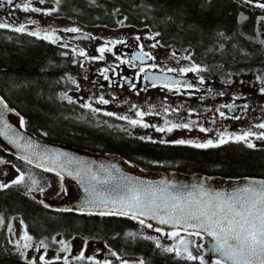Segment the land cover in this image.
Here are the masks:
<instances>
[{
  "label": "trees",
  "instance_id": "1",
  "mask_svg": "<svg viewBox=\"0 0 264 264\" xmlns=\"http://www.w3.org/2000/svg\"><path fill=\"white\" fill-rule=\"evenodd\" d=\"M67 6L70 14L75 12L87 21L98 19L116 26L122 16L124 24L160 33L156 39L161 45L191 55L195 64L207 69L200 74L210 79L230 84L233 76L264 75V47L254 33L253 6L238 0H67ZM240 13L248 19L241 22ZM64 53L45 40L0 29V93L22 115L27 130L53 142L119 154L145 170L264 178V147L248 148L244 142L229 141L202 149L142 139L127 131L119 119L96 115L77 102L61 99V93L75 87L69 77L75 80L82 74L74 58ZM0 159L29 167L37 180L42 181L43 175L57 176L1 147ZM25 193L26 189L16 186L0 191V216L5 218L0 230V264H28L8 238L6 228L13 216L21 217L37 241L56 236L95 239L118 255L138 257L145 264H200L164 253L139 235L128 237V231L143 230L161 236L142 229L137 221L54 210Z\"/></svg>",
  "mask_w": 264,
  "mask_h": 264
},
{
  "label": "snow or ice",
  "instance_id": "2",
  "mask_svg": "<svg viewBox=\"0 0 264 264\" xmlns=\"http://www.w3.org/2000/svg\"><path fill=\"white\" fill-rule=\"evenodd\" d=\"M38 2L43 4L45 0H38ZM208 2L210 3V0H208ZM238 2L244 5H250L254 3V0H238ZM0 3L7 4L13 8V11L9 13L10 16H14L15 10H20L24 13L43 12V15L47 16L59 10L58 7L50 10H42L40 7L33 6L34 0H0ZM55 4L58 6L60 0H55ZM254 7L264 10V2H255ZM239 19L243 22L247 20L248 17L240 13ZM259 21H264V15L259 17ZM27 23L35 25L37 22L31 20L27 21ZM0 29H10L16 33H27L29 36L49 41L52 44H56L59 40L55 29L45 30L42 34L40 30L29 31L25 23H20L16 26L3 20L0 21ZM66 31L78 33L80 29L68 28ZM159 35L160 33H156L147 37V39L156 41V37ZM135 39L139 41L140 37L137 36ZM258 42L264 45V40ZM122 43H125V41H108V44H111L113 47ZM158 46L163 47V45L159 44V41H156L149 47L155 49ZM65 47L67 46L65 45ZM144 48L145 45H139L140 51L132 57V61H140L141 67L139 71L145 74L144 80L150 81L153 88L161 87L167 89L169 92L183 95L186 94L188 90L194 89L195 86L187 81L173 79L168 76L167 73H178L183 76L188 73L207 71L206 68L195 63L179 68L167 67L166 72L164 68H159L155 63L145 67V62L155 60V57L151 52L145 51ZM112 50V47L106 45L99 49V57L90 58L87 52L73 49L76 55L84 57L85 59L99 60H103L105 58L104 54L106 52H112ZM113 55H115V53H113ZM170 57L175 59L177 63H179L180 59L191 60V55L177 58L175 51L170 53ZM116 59L120 61V64H131L132 67L136 66L128 59H122L118 55ZM158 68L160 72L164 73L163 76H155L149 72V69L154 71ZM109 71L110 69L108 67L101 70L100 74L103 76L104 80L110 79L108 75ZM111 71L115 72V68H112ZM69 79L73 84H76L74 79L71 77H69ZM256 79L264 83V75L257 76ZM204 83V78L200 77L198 84L203 85ZM241 83H244V81H241ZM129 84L132 89L135 90V84H132L131 81H129ZM76 87L78 89L79 85L76 84ZM182 89L184 90L183 92ZM195 90L199 91L198 88H195ZM260 91L264 93V88H260ZM219 95H223V93H219ZM239 98L240 97H236V99ZM61 99L67 100L68 103L76 102L69 96L62 95ZM109 102L110 101L105 99L102 95L97 100V103L104 105L109 104ZM81 106L89 109L93 113L99 111L92 106L91 102H86ZM224 107L232 111L234 106L229 104L220 105L216 108V112L219 113L220 118L228 119L229 117L226 116L225 112L221 111V108ZM244 108L247 109V105H244ZM132 109L135 111L137 119H132L127 115L116 116V119L127 121L132 126H140L143 128L154 127L157 132H172L174 129L191 130L193 125H197V121L195 120L174 122L167 118V115L177 113L180 110L179 108L170 109L168 106L163 107V114H167L164 117L163 126H156L145 122L146 115H161V113L155 112L154 107H150L147 112L138 109L135 105L132 106ZM7 111L11 110L4 99L0 97V125H2V127H0V136H4L11 144L19 149L22 153L19 159L23 160L26 164L41 169L44 172H55L61 182L64 180L63 173L65 171L68 172L69 176H73L74 179L81 180V182L87 181L85 191L89 192L90 198L85 204L91 206L83 209L87 215H98L100 217L120 216L137 221L142 229H152L161 236H166L169 240L173 241L172 245L164 246L159 237L143 235L142 233L133 231H128L126 233L128 237L135 238L139 235L144 240L152 241L156 249H161L164 253H174L176 257L188 261L199 260L200 264H205L203 256L194 255L191 251L193 246L197 247L199 250L203 245H194L189 237L203 239L206 235L207 237H211L214 241L210 251L218 257L215 264H264V180H250L236 190L225 193L207 190L203 185L199 187L193 186L192 190L184 191L177 188L175 185H168L166 183L154 185L145 183L144 181L133 180L129 177H116L113 176L110 170H104L105 175L101 176L93 172L91 168L83 166L82 164L78 165L75 173H73V171L68 170L66 167L65 160L67 157L65 153L51 152L47 149L37 150L39 149V145L33 144L31 141L21 143L25 138L16 133L11 125L7 123L4 118ZM17 115L19 114L17 113ZM104 115L114 116L115 114L112 112H105ZM191 115L192 113L189 112V116ZM232 118L240 119L241 117L236 115ZM20 123L23 125V117H20ZM212 123H215V119L212 120ZM253 127L264 130V122L256 124ZM199 131L206 133L210 131V129L199 126ZM252 137L257 140H264V131L257 133L252 130H247L239 135H229L226 132H218L215 141L208 139L206 142H197L194 140L180 139L174 143L204 149L218 147L229 141H233L244 142L248 148H254L255 144L252 143L250 139ZM4 163L7 162L0 159V164ZM13 167L15 166L13 165ZM16 171L19 174L11 182H0V191L16 186L26 189V195H31V193L36 191H39L41 194L44 193L46 189L40 186V181L29 174L27 180L30 181V183H27L25 173L18 168ZM115 171L119 172V169H115ZM104 186L110 187L105 188ZM39 202L44 204L43 200ZM44 206L49 207L47 204H44ZM65 211H71V209H65ZM149 220L155 221L158 225L168 226L171 230L165 232L162 227L154 228L152 223L146 222ZM21 224H23V221H21ZM4 226L5 218L0 216V228ZM6 231L12 234L15 232L10 225L7 226ZM22 240V244L17 240L15 242V247L17 250H20V254L23 256L25 253L22 249H30L33 247V236L28 233L26 226L23 230ZM52 242L57 243L55 239H53ZM59 245L60 252L71 253L70 243L61 240L59 241ZM86 245L87 242L85 241L84 248H86ZM41 248L45 250L46 254L48 244L43 239L40 240L36 246V251L39 252ZM108 251L111 256L116 257V259L120 261V264H129V261L123 259L116 251L111 250V248H109ZM59 259L61 258L57 256L56 260ZM74 259L78 261H84L86 259L83 248ZM87 259L88 264H101V261L97 260L95 256L88 257ZM56 260L45 259L44 255L40 256L42 264H56ZM28 264H37V261L34 259L29 260ZM63 264H70L67 257L63 258ZM103 264H113V261L111 259H104ZM138 264H145V261L139 259Z\"/></svg>",
  "mask_w": 264,
  "mask_h": 264
},
{
  "label": "rangeland",
  "instance_id": "3",
  "mask_svg": "<svg viewBox=\"0 0 264 264\" xmlns=\"http://www.w3.org/2000/svg\"><path fill=\"white\" fill-rule=\"evenodd\" d=\"M54 0H45V3L40 4L38 0H34L33 6L40 7L42 10H50L53 9L54 6L52 4ZM257 0H254V2ZM54 3V2H53ZM3 6L2 3H0V8ZM252 6V4L248 5ZM13 11V8L11 6H8V12L10 13ZM16 14L19 17H24L27 20H35L37 23L33 25L34 31L40 30L41 33L45 30L55 29L56 35L58 36V31H66L68 28H79L83 31L89 32L92 34V36L98 40L105 41L106 44L96 48L95 53H98V57L100 55L99 49L101 47H105L106 45L108 47H112V52H106L105 58L103 60L99 59H89V65H87V68H85V76L83 77H76L75 81L76 84L79 85V88L77 89L76 84L74 89H71L69 91L61 93L64 96H69L72 98V100L76 101L80 105H83L86 102H91L92 106L94 108H97L99 111L95 112L96 115H104L105 112H112L115 115L109 116L116 118V116H122L127 115L132 119H137L135 116V111L132 109V106L135 105L138 109L143 110L147 112L150 107H154L155 112L161 113V115H146L145 116V122L156 125V126H163V120L165 115L163 114V107L168 106L171 108H179L180 110L172 115H167V118L170 120H173L174 122H188L189 120H195L197 121V125H193L191 130L189 129H174L172 132H157L154 127L149 128H143L140 126H132L127 121L121 120L124 123V128L129 131L131 134L138 136L143 139H151V140H159V141H165V142H171L174 143L177 140L185 139V140H194L197 142H206L208 139L216 140L217 139V133L218 132H226L229 135H239L243 131L252 130L257 133L264 131L258 128L253 127L256 124H259L261 122H264V93H261L260 88H264V83H261L259 80L256 79V76L254 77V74H243L239 76H233L230 79V84L237 85L240 87L243 92L248 93L252 91V88L255 90H258L260 95L255 94L252 99H246L244 101V105H247V102H250V108L247 105V109L243 107V111L245 112V115H241L240 119H234L229 116V113H225L228 119L220 118L219 113L215 112L213 110H210L209 113H205L203 110L206 108L202 105H198L197 107L194 106L195 102L191 101H178L175 98H170L166 93L162 91H156L151 93H142V92H130L125 89L119 88L117 86L112 85H104L101 81H93L89 79V76L87 74L88 67L93 68H105V67H114L117 64H119V60L116 59V56H120L122 59H124L123 53L120 51L122 49V46L126 44V42L129 40V32L131 28L129 25H125L123 23V18L120 16L119 18V24H117L116 27H109L105 24H100L97 27H88V26H76L74 22H67L65 19L66 17L56 18L57 22H49L53 15L47 16L43 15V12L41 13H24L23 11H18ZM134 33V30H133ZM151 33H149L148 30H142V31H135V35L139 37H148ZM262 35L264 37V32H262ZM112 40H122L125 41V43L117 44L114 47L111 44H108V41ZM115 53V55H113ZM187 55V54H186ZM156 57L165 59L160 53H156ZM78 58V57H77ZM191 64V63H190ZM189 64V65H190ZM181 66H188V64H182ZM191 73L186 74L185 76H190ZM241 81H244V83H241ZM190 93V91H188ZM104 96L105 99L109 100V104H99L97 103V100L100 96ZM243 105V106H244ZM189 112L192 113L191 116H189ZM206 115V116H205ZM106 116V115H104ZM215 119V123L217 122V119L219 122L224 124L225 126H216L215 128H212L214 123H212V120ZM199 126H203L205 128H209L210 131L204 133L199 131ZM227 126V128H225ZM252 143L255 144V147L260 146L264 147V140H257L254 137L250 138ZM7 163L0 164V182H11L13 179H15L18 176V172L16 169H20L23 171L26 176V182L30 183V181L27 180V177L29 174H34L32 170H29V167L25 165H20L17 163H13L11 161H6ZM13 165L15 167H13ZM23 168V169H21ZM40 181V186L44 187L46 190L43 194H41L39 191L31 193L32 197H35L37 199H46V200H57L62 196L64 193V183L63 181H60V178L57 176L52 175H45L42 176ZM21 217L20 216H13L10 219V223L7 226H11L15 232L14 234L8 233V238L11 243L15 245V242L19 240L21 244L23 243L22 235L23 230L25 228V224H21ZM2 228H0L1 230ZM145 232H148L147 230H143L142 232L144 235H147ZM159 237L160 240L163 239V236H154ZM53 239L57 241V243H53ZM50 241L45 242L48 244V248L45 254V250L41 248L39 252L36 251V246L38 245L39 241L35 240L33 238V247L30 249H22V251L25 253L24 258L26 260H36L37 264H42L40 261V256L44 255L45 259L49 260H56V257L59 256L61 259L56 260V264H63V258L67 257L70 264H88V257L95 256L97 260L101 261V264H103L104 259H111L113 261V264H120V261L116 259V257H110L107 255V257H103L104 253L109 254L108 248L102 241H98L95 239H85V238H72L70 240H65L61 236H56ZM194 243V245H201V241L197 237H189ZM65 241L70 243L71 246V253H63L59 251L60 245L59 241ZM169 244L173 243V241L167 239ZM85 241L87 242L86 248H84ZM84 250V255L86 259L84 261H78L75 260L74 257L79 254V252ZM20 251V250H19ZM191 251L194 255L202 256L203 251L201 248L199 250L197 247L193 246L191 248ZM123 259L128 260L129 264H138V261L140 258L138 257H123ZM216 260H212L210 264H215Z\"/></svg>",
  "mask_w": 264,
  "mask_h": 264
},
{
  "label": "flooded vegetation",
  "instance_id": "4",
  "mask_svg": "<svg viewBox=\"0 0 264 264\" xmlns=\"http://www.w3.org/2000/svg\"><path fill=\"white\" fill-rule=\"evenodd\" d=\"M53 2L52 4L54 8L58 7L59 10L53 12L52 14L53 18L49 21V22H52V24H54V22H57L56 18H61V17H66L65 19L67 20V22H74L76 26L97 27L101 24L98 21V19L97 20L93 19V21L92 20L87 21L89 19H84L80 17L79 15H77L75 12L74 14H70L67 10L68 8L67 0H60V4L58 6L55 4V0ZM255 2H264V0H257ZM254 3L252 4L253 11H254L253 16H254V22H257L254 33H255V36L258 42L260 40H264V37L262 35V32H264V21H259V17L261 15H264V10L255 8ZM18 11L19 10H15L14 16H10L8 12V5L3 4V6L0 8V21L6 20L7 22L12 23L16 26H18L20 23H25V26L29 31H34L33 25L30 23H27V21L29 20H27L24 17L23 18L19 17L16 14V12ZM109 27L113 28L116 26H109ZM129 27L131 28L129 32L130 38L126 42V44L122 46V49L120 51L123 53L124 59H128L131 63L135 64L136 66L132 67L131 64L125 65V64H120L119 62V64H117L118 67L117 65L114 67H109L110 69L108 73L110 77L109 80H104L103 76H101L100 72L103 68L88 67V70L86 72L89 76V79L93 81H101L104 85H112V86L115 85L119 88L125 89L130 92L151 93V92H156V91H162L166 93L170 98H175L178 101L182 100L185 102L187 100V101L195 102L194 103L195 107H197L198 105H202L203 107L206 106V108L203 110L205 113H209L210 111L209 109L216 112V108L219 107L220 105L231 104L234 106L232 111H229L227 107L221 108V111H224L225 113L226 112L229 113L230 114L229 116H236V115L244 116L245 115V112L243 111L244 101L248 98L252 99L255 94L260 95V93H258L259 91L253 88L251 92L245 93L237 85L224 83L216 79H210L209 77L203 76L200 73H191L190 76H185V75L181 76L178 73H167V75L173 76L174 77L173 79H180L182 81H187L189 83H192L195 86V88L199 89V91H196L194 88L192 90H188L190 91V93L187 92L186 94L182 95V94H176L173 92H169L167 89H164L161 87L153 88L151 86L150 81L144 80L145 74L139 71V68L141 67L140 61H132V57L137 52L140 51L139 49L140 44L145 45L144 50L151 52V54L155 57V60L146 61L144 65L145 67H147L150 64L155 63L156 65L159 66V68H164L166 72L167 67L179 68L180 65L182 64H188L189 66L190 63L192 64L194 62L191 60L189 61V60L180 59L179 63H177L175 59H172L170 57V53L172 51H175L177 54V58L186 56L184 53L178 52L177 50L167 48L164 46L163 47L158 46L155 49L150 48L149 46L158 40L156 39V41H153L151 39H147V37H140V40L137 41L135 39L137 37V35H135V31L148 30L149 33H151L149 36L154 35V33L148 28H141V27H137L134 25H129ZM5 30L11 31L10 29H5ZM133 30H134V33H133ZM58 37H59V40L54 45L60 47L65 53H68L71 57L74 58L79 68L82 70V74L80 77L85 76V68H87V65H89V59H85L84 57L76 55L73 49H75L76 51L83 50L87 52L90 58L98 57V53L97 54L95 53L96 48L106 44L105 41L98 40L94 38L92 34H90L89 32L83 31L81 29H80V32L78 33L58 31ZM65 45L67 47H65ZM262 46L264 47V45ZM156 53H160L163 57H165V59L156 57ZM112 68H115V72L111 71ZM159 68L154 71L149 69V72L151 74L162 73L159 71ZM200 77H203L205 80V83L203 85L198 84V80ZM129 81H131L132 84H135V90L132 89L131 85L129 84ZM183 91L184 90L182 89V92ZM219 93H223V95H219ZM236 97H240V98L236 99ZM247 103H248L247 105L250 108L251 106L250 102H247ZM216 126L224 127L225 125L219 122V120L217 119V122L214 123L212 128L216 129ZM225 128H227V126ZM103 257L106 258L107 253H104Z\"/></svg>",
  "mask_w": 264,
  "mask_h": 264
},
{
  "label": "water",
  "instance_id": "5",
  "mask_svg": "<svg viewBox=\"0 0 264 264\" xmlns=\"http://www.w3.org/2000/svg\"><path fill=\"white\" fill-rule=\"evenodd\" d=\"M155 76H163L164 73H153ZM170 76V75H168ZM174 78L173 76H170ZM5 103L8 104V107L11 111L5 113V120L11 127L18 133L20 136L25 138V141H31L33 144L39 145V149H47L51 152H60L65 153L67 159L65 164L68 170L75 173L78 165L82 164L83 166L91 168L93 172L104 176V170L112 171L113 176L116 177H129L133 180L144 181L145 183H151L154 185H175L177 188H180L184 191H190L193 189V186L199 187L203 185L207 190L211 191H221L229 193L236 190L238 187L243 186L250 180H264L263 177L255 176H245L240 178H224L221 176H212L205 175L201 173L195 174H185L182 172H164V171H153L145 170L140 166L129 162L126 158L119 154L110 153V152H100V151H91L86 148H79L71 146L68 144L53 142L47 140L41 136L34 134L33 132L24 128L20 123L21 114L10 105L5 98L0 93ZM17 113L19 115H17ZM2 127V125H0ZM0 147L3 148L8 154H11L19 159V156L22 154L19 149H17L13 144L9 142L4 136H0ZM21 160V159H20ZM115 169H119V172H116ZM55 173V172H53ZM64 175V194L57 200H44L45 204L49 205L50 208L54 210L65 211V209H71L67 212H76L79 214H86L83 211L86 207H91L86 205L85 202L90 198L89 192L85 191L87 181L81 182V180L74 179L73 176H69L68 172L65 171ZM105 188L110 186H104ZM147 223H152L153 227H162L165 232L170 231L171 229L168 226L158 225L155 221H146ZM167 238L166 236H164ZM162 245L170 246L165 241L161 240ZM214 241L211 237L206 235L203 238V251L205 264H210L213 259H217V255L210 251ZM108 256L113 257L108 254Z\"/></svg>",
  "mask_w": 264,
  "mask_h": 264
}]
</instances>
